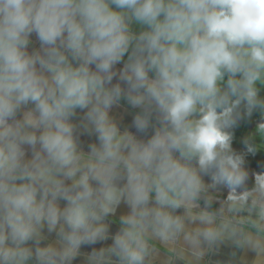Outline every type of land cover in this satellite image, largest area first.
<instances>
[{
    "label": "clouds",
    "instance_id": "1",
    "mask_svg": "<svg viewBox=\"0 0 264 264\" xmlns=\"http://www.w3.org/2000/svg\"><path fill=\"white\" fill-rule=\"evenodd\" d=\"M262 91L264 0H0V264L201 256L239 231L209 189L258 226L231 129Z\"/></svg>",
    "mask_w": 264,
    "mask_h": 264
},
{
    "label": "crops",
    "instance_id": "2",
    "mask_svg": "<svg viewBox=\"0 0 264 264\" xmlns=\"http://www.w3.org/2000/svg\"><path fill=\"white\" fill-rule=\"evenodd\" d=\"M33 40L35 41V37H33ZM114 113L120 116L123 109H116ZM254 121L257 120L254 119ZM130 124L131 117H128L125 126H130ZM238 125L242 129V133L239 136H233V142L237 143L238 146H253V134L256 132L253 129L254 125L248 127L247 118L245 121L243 119L239 120ZM84 139L87 140L88 138L85 137ZM252 176L253 174H250V178ZM247 187H249L248 183ZM206 195L212 199L211 210L217 212L218 220L221 222L226 220L239 230L236 237L234 239L226 238L222 245L205 246L201 256L194 255L191 250L182 249L180 246H165L158 241H153L156 250L152 257V264H256L257 256L248 248L246 238L251 236L264 242V236L260 235V232L264 231V222H260L258 226L252 224V221L258 220L257 211L253 210L252 213L247 211L229 212L226 204L228 195L226 189H209ZM200 206L201 208L204 207L203 200L200 202ZM113 225L112 232L114 233L118 228V224L113 221ZM99 246H82V251L90 252L92 247ZM260 259L264 261V256H261ZM75 264H81V261H76Z\"/></svg>",
    "mask_w": 264,
    "mask_h": 264
},
{
    "label": "trees",
    "instance_id": "3",
    "mask_svg": "<svg viewBox=\"0 0 264 264\" xmlns=\"http://www.w3.org/2000/svg\"><path fill=\"white\" fill-rule=\"evenodd\" d=\"M255 123L254 118L252 116L250 118H247V126H253ZM264 123V122H263ZM257 125L260 126L259 122H257ZM254 129V128H253ZM242 129L238 126L231 129L233 136H239L242 131ZM256 132L253 134L252 142H254L253 146H250L254 149L253 153L247 152V147L249 146H238L237 143H234L232 141V148L234 151H236L238 154H243L245 159V168L249 171V174H256L260 172H264V135L263 137H260L261 132L259 127L257 129H254ZM260 131V133H258ZM256 133V134H255ZM250 183V187H252V178L248 181Z\"/></svg>",
    "mask_w": 264,
    "mask_h": 264
},
{
    "label": "rangeland",
    "instance_id": "4",
    "mask_svg": "<svg viewBox=\"0 0 264 264\" xmlns=\"http://www.w3.org/2000/svg\"><path fill=\"white\" fill-rule=\"evenodd\" d=\"M261 97H264V91H262L260 93ZM247 117L243 118V120L245 121ZM252 118H254L255 120V124H254V129H257L259 126L257 125V122H259V124L263 123L264 122V119H262L260 113L257 111V112H253L252 114ZM258 133H260V131H258ZM264 133H260L259 136L260 137H263ZM264 147V146H263Z\"/></svg>",
    "mask_w": 264,
    "mask_h": 264
},
{
    "label": "flooded vegetation",
    "instance_id": "5",
    "mask_svg": "<svg viewBox=\"0 0 264 264\" xmlns=\"http://www.w3.org/2000/svg\"><path fill=\"white\" fill-rule=\"evenodd\" d=\"M248 186L250 187V183L248 182Z\"/></svg>",
    "mask_w": 264,
    "mask_h": 264
},
{
    "label": "water",
    "instance_id": "6",
    "mask_svg": "<svg viewBox=\"0 0 264 264\" xmlns=\"http://www.w3.org/2000/svg\"><path fill=\"white\" fill-rule=\"evenodd\" d=\"M248 223H251V222H248Z\"/></svg>",
    "mask_w": 264,
    "mask_h": 264
}]
</instances>
